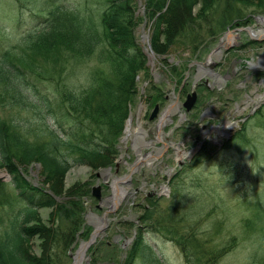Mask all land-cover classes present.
<instances>
[{"label":"rangeland","instance_id":"1","mask_svg":"<svg viewBox=\"0 0 264 264\" xmlns=\"http://www.w3.org/2000/svg\"><path fill=\"white\" fill-rule=\"evenodd\" d=\"M45 1L0 0V44L8 48L21 45L54 21L60 23L69 19L99 25L102 0ZM137 4L136 17L143 18L142 0H137ZM199 4L194 7V14ZM58 7L69 10V16L54 13ZM213 15L214 19L218 15L228 24L216 35V41L205 40L208 48L200 55V60L190 50L180 58L182 64L188 58L193 62L187 65L191 67L185 74V91L184 88L179 91L178 84L164 72L163 57L155 53L149 39V23L137 27L136 35L146 49L152 78L148 85L142 73L138 76L139 94L130 106V130L125 124L117 139L118 154L112 165L98 170L88 166L72 168L65 179L63 197H55L57 203H62L69 191L79 190L77 199L81 198L84 208L81 233L89 231V237L80 235L71 246L69 264L76 263L82 249L81 264H121L138 230L146 222L142 221L146 209L153 210L147 202L148 197L159 198L158 205L164 209L180 195H186L193 203L197 215L205 220L204 229L222 227L224 238L238 237L235 249L215 264H264V217L257 219L258 211L264 210V33L252 36L247 31L264 30L260 20L264 14L254 13L253 9L236 2L220 0ZM216 25L220 27L217 22ZM227 34L239 37L222 46ZM249 41L255 44L245 46ZM218 47H221V55L216 57L214 50ZM169 59L174 64L179 60L174 56ZM207 59L209 65L219 62L211 70L213 75L197 71L194 64ZM98 68L108 70V63L93 57L82 67L76 66L70 80L72 86L88 87L92 73ZM199 77L202 79L199 83L204 86L206 80L208 87L205 85L206 88L201 89L199 83L195 84ZM194 89L199 103L197 101L193 110L185 115L183 103ZM157 104L160 112L152 119ZM18 114L19 119H23L24 114ZM244 125V132L239 133ZM203 141L206 143L201 150ZM21 171L35 186L41 184L40 164L21 167ZM0 181L11 182L4 168L0 169ZM97 186L102 188L101 202L92 195V188ZM115 188L119 195L126 194L113 205L110 199ZM8 189L11 191V187ZM255 204L261 209H256ZM52 212L53 208L39 209L40 222L36 224L50 227ZM249 219H253L255 228L244 225ZM154 228L144 227L143 236L164 264H197L185 261L178 245ZM98 231L95 241L85 249L92 234ZM225 241L216 242V245L221 246ZM30 244L31 251L41 252L40 239L35 237Z\"/></svg>","mask_w":264,"mask_h":264},{"label":"trees","instance_id":"2","mask_svg":"<svg viewBox=\"0 0 264 264\" xmlns=\"http://www.w3.org/2000/svg\"><path fill=\"white\" fill-rule=\"evenodd\" d=\"M219 1L142 0L145 16L137 18V0H102L99 25L69 19L54 21L21 45L8 48L0 44V169H6L11 177L10 183L0 181V264H69L71 246L78 236L89 237V231L81 233L84 208L81 198L77 199L80 191H69L62 203H57L55 197H63L65 179L72 168H105L118 154L117 139L139 94L138 76L142 73L148 85L152 78L137 27L149 23L152 47L163 57L165 71L181 91L192 59L171 64L169 57L180 61L190 50L196 59L202 58L200 55L208 48L205 40L214 42L227 23L218 15L214 19ZM227 1L264 14V0ZM54 13L69 16V10L59 7ZM254 44L249 41L245 46ZM93 57L108 63L111 72L98 68L88 87L72 86L73 70ZM151 89L155 91L154 86ZM14 111L24 114L23 119ZM244 130L245 125L239 133ZM33 163L41 166L39 186L21 171V167ZM159 201L148 197L153 210L148 207L142 221L150 224L144 223L138 230L121 264H164L144 239V227L155 226L156 232L178 245L190 263L215 264L238 245V237L224 238L222 227L204 229L205 220L197 215L186 195L175 196L164 209ZM254 206L261 209L258 204ZM42 208H53L50 227L36 224ZM263 217L264 210L258 211L257 219ZM244 225L255 228L253 219ZM35 237L42 241L39 254L31 251ZM223 241L221 246L216 245Z\"/></svg>","mask_w":264,"mask_h":264},{"label":"water","instance_id":"3","mask_svg":"<svg viewBox=\"0 0 264 264\" xmlns=\"http://www.w3.org/2000/svg\"><path fill=\"white\" fill-rule=\"evenodd\" d=\"M196 101H197V93H196V92H193L191 95H188V96H187V100H186V102L183 104V106H184V108L186 109L187 112H189V111L195 106ZM159 108H160L159 105H157L156 108H155V110H154V112H153L152 119L158 115V113H159ZM130 122H131V116H130V117L128 118V120H127L126 128H127V126L130 124ZM110 169H111V168H109V169L107 170L106 175L109 174ZM106 178H107V177H105V179H106ZM101 189H102L101 186H97V187H93V188H92V195H93L98 201H100V202H101V198H102V191H101ZM103 221L105 222V221H106V218H103ZM98 233H99V231H98V232H94V234H92L90 241H89L88 243L85 244V249H86L90 244H92V243L95 241V239H96L97 236H98Z\"/></svg>","mask_w":264,"mask_h":264},{"label":"bare ground","instance_id":"4","mask_svg":"<svg viewBox=\"0 0 264 264\" xmlns=\"http://www.w3.org/2000/svg\"><path fill=\"white\" fill-rule=\"evenodd\" d=\"M262 21V23L264 24V20H261ZM249 33H251V34H257V36L258 35H260V34H262V33H264V30H260V31H254V30H249ZM260 33V34H259ZM237 38V35H227L226 37H225V40H223L222 42H224V44L222 45V46H226L227 44H230V43H232L235 39ZM149 65V64H148ZM188 95H191V94H188ZM130 127H131V123L129 124V126H128V130H130ZM140 130L141 129H139L138 130V133H140ZM131 134L129 133V131H128V136L127 137H129ZM136 137V136H135ZM135 142V141H134ZM142 157V156H141ZM114 191H115V193H114V195L111 197V202L113 203V205L115 204L116 205V203H118V201H120L121 200V197H123V195L124 194H126V192H124V193H122L121 195H119V191H118V189H114ZM119 199V200H118ZM79 254V253H78ZM83 257V249H82V251H81V253L78 255V257L76 258V263L75 264H81L82 263V261H81V258Z\"/></svg>","mask_w":264,"mask_h":264},{"label":"flooded vegetation","instance_id":"5","mask_svg":"<svg viewBox=\"0 0 264 264\" xmlns=\"http://www.w3.org/2000/svg\"><path fill=\"white\" fill-rule=\"evenodd\" d=\"M205 66H202L201 68H204ZM199 68V66H197V69ZM197 71H199V70H197ZM202 72V71H201Z\"/></svg>","mask_w":264,"mask_h":264}]
</instances>
